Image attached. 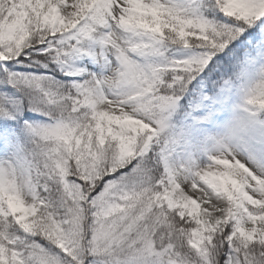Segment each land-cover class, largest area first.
Returning a JSON list of instances; mask_svg holds the SVG:
<instances>
[{"label": "snow or ice", "instance_id": "obj_1", "mask_svg": "<svg viewBox=\"0 0 264 264\" xmlns=\"http://www.w3.org/2000/svg\"><path fill=\"white\" fill-rule=\"evenodd\" d=\"M0 264H264V0H0Z\"/></svg>", "mask_w": 264, "mask_h": 264}]
</instances>
